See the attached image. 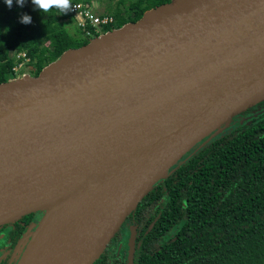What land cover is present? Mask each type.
<instances>
[{
	"label": "water",
	"instance_id": "obj_1",
	"mask_svg": "<svg viewBox=\"0 0 264 264\" xmlns=\"http://www.w3.org/2000/svg\"><path fill=\"white\" fill-rule=\"evenodd\" d=\"M263 101L264 0L156 6L0 83V227L102 197L51 263L95 264L174 166ZM134 253L131 237L127 264Z\"/></svg>",
	"mask_w": 264,
	"mask_h": 264
},
{
	"label": "trees",
	"instance_id": "obj_2",
	"mask_svg": "<svg viewBox=\"0 0 264 264\" xmlns=\"http://www.w3.org/2000/svg\"><path fill=\"white\" fill-rule=\"evenodd\" d=\"M102 1L113 5L101 12L113 22L95 32L73 25L72 8L44 13L32 0L23 6L13 0L11 8L0 0V83L15 79L24 66L36 77L65 51L171 0H71L87 7ZM23 15L30 24L21 23ZM7 39L16 42L14 55ZM17 64L24 66L14 72ZM263 110L264 101L238 116L233 130L189 152L144 197L95 264H127L115 253L124 229L134 238L133 264H264ZM34 217L0 227V264L18 263L21 251L11 261L13 248L35 225Z\"/></svg>",
	"mask_w": 264,
	"mask_h": 264
},
{
	"label": "bare ground",
	"instance_id": "obj_3",
	"mask_svg": "<svg viewBox=\"0 0 264 264\" xmlns=\"http://www.w3.org/2000/svg\"><path fill=\"white\" fill-rule=\"evenodd\" d=\"M104 198H86L53 210L54 223L30 246L20 264H51L83 232Z\"/></svg>",
	"mask_w": 264,
	"mask_h": 264
},
{
	"label": "rangeland",
	"instance_id": "obj_4",
	"mask_svg": "<svg viewBox=\"0 0 264 264\" xmlns=\"http://www.w3.org/2000/svg\"><path fill=\"white\" fill-rule=\"evenodd\" d=\"M91 8H93L97 14L100 15L101 12H104L106 9H113V5H109L106 2H95ZM76 23L74 22V26ZM69 30L71 29V26L68 27ZM8 44L12 46L11 48V53L14 55L15 53V44L16 42L7 39ZM26 62V61H25ZM24 65L21 64L20 67H18L17 71L20 70ZM22 74H18L15 79H22L25 76H30L28 73V70L25 68V66L21 69ZM238 117L233 118L232 120L228 121L226 124H224L218 132L220 134H226L233 130L236 126L234 124L241 122L240 119L235 120ZM235 120V121H234ZM56 214L53 213L52 211L49 212H44V213H35L34 221H35V226H33L29 231H28V237L27 240L24 244L23 249L21 250L20 254V260L22 257L26 254L30 246L35 242L36 239H38L55 221ZM129 236L127 234V231L124 229L122 233V237L119 242L116 244L115 248V253L118 254L120 257L123 259H126L128 256V249H129ZM19 260V261H20Z\"/></svg>",
	"mask_w": 264,
	"mask_h": 264
},
{
	"label": "built area",
	"instance_id": "obj_5",
	"mask_svg": "<svg viewBox=\"0 0 264 264\" xmlns=\"http://www.w3.org/2000/svg\"><path fill=\"white\" fill-rule=\"evenodd\" d=\"M72 12L74 13V18L76 21V24L79 28L85 30L88 26L92 27L95 32L99 31V27L101 25L112 23L113 18L112 17H106L103 16L101 13L100 15L97 14V12L91 8L87 7L86 5L77 2L74 5H72ZM89 34V33H88ZM24 57V55L19 54L16 56V58ZM21 64H17L13 71L17 72L18 67H20Z\"/></svg>",
	"mask_w": 264,
	"mask_h": 264
},
{
	"label": "clouds",
	"instance_id": "obj_6",
	"mask_svg": "<svg viewBox=\"0 0 264 264\" xmlns=\"http://www.w3.org/2000/svg\"><path fill=\"white\" fill-rule=\"evenodd\" d=\"M6 5L11 8L13 5V0H4ZM16 3L20 6H23L25 0H16ZM32 3L38 8L40 11L44 13H49L53 9L59 10L61 13H67L72 8L71 0H32ZM31 17L29 15H23L21 18V23L30 24Z\"/></svg>",
	"mask_w": 264,
	"mask_h": 264
},
{
	"label": "flooded vegetation",
	"instance_id": "obj_7",
	"mask_svg": "<svg viewBox=\"0 0 264 264\" xmlns=\"http://www.w3.org/2000/svg\"><path fill=\"white\" fill-rule=\"evenodd\" d=\"M34 224H35V221H34ZM34 226H35V225H34ZM1 235H2V234H1ZM23 235H24V234H23ZM23 235H22V236H23ZM22 236H21V237H22ZM27 237H28V234H27ZM26 240H27V238H26ZM26 240H25V242H26ZM25 242L23 243V245H22V247H21V250L23 249ZM15 246H16V245H15ZM13 249H14V248H13ZM21 250H20V251H21ZM12 252H13V251H12ZM18 254H19V253H18ZM18 254H17V255L15 256V258H13V259H12V254H11V261L15 260L16 257L18 256Z\"/></svg>",
	"mask_w": 264,
	"mask_h": 264
}]
</instances>
